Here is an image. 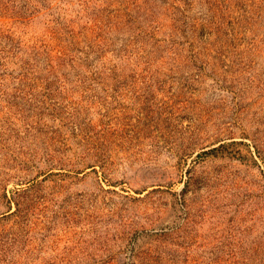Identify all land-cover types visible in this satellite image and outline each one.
I'll return each mask as SVG.
<instances>
[{
  "label": "rangeland",
  "instance_id": "374dc122",
  "mask_svg": "<svg viewBox=\"0 0 264 264\" xmlns=\"http://www.w3.org/2000/svg\"><path fill=\"white\" fill-rule=\"evenodd\" d=\"M0 264H264V0H0Z\"/></svg>",
  "mask_w": 264,
  "mask_h": 264
}]
</instances>
